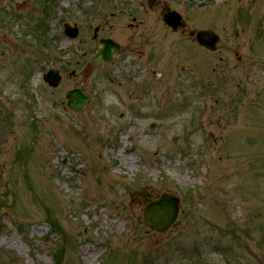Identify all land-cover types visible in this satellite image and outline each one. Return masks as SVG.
I'll return each mask as SVG.
<instances>
[{
  "label": "rangeland",
  "instance_id": "obj_1",
  "mask_svg": "<svg viewBox=\"0 0 264 264\" xmlns=\"http://www.w3.org/2000/svg\"><path fill=\"white\" fill-rule=\"evenodd\" d=\"M149 2L0 0V264H264V0ZM105 39L121 51L97 69Z\"/></svg>",
  "mask_w": 264,
  "mask_h": 264
},
{
  "label": "water",
  "instance_id": "obj_2",
  "mask_svg": "<svg viewBox=\"0 0 264 264\" xmlns=\"http://www.w3.org/2000/svg\"><path fill=\"white\" fill-rule=\"evenodd\" d=\"M154 1L150 2L152 6ZM169 11V9H168ZM181 16L176 13H169L165 17L166 23L177 30L179 27H185V24L181 23ZM65 35L69 38H76L78 36V30L71 28L65 24ZM192 36L195 33H191ZM196 40L200 46L205 47L210 51L216 50V44L219 41V37L210 31L200 32L196 35ZM120 47L110 40H103L101 42V48L97 49L96 56L92 59V63L96 67H101L104 64L111 63L114 56L119 53ZM46 83L51 88L59 87L62 77L59 71L50 70L45 76ZM68 106L76 114H80L84 111L85 107L90 102L88 94L81 90H73L67 94ZM180 200L173 196L165 194L158 201L150 203L144 212V218L146 225L153 231L158 233H164L170 229L179 214Z\"/></svg>",
  "mask_w": 264,
  "mask_h": 264
},
{
  "label": "trees",
  "instance_id": "obj_3",
  "mask_svg": "<svg viewBox=\"0 0 264 264\" xmlns=\"http://www.w3.org/2000/svg\"><path fill=\"white\" fill-rule=\"evenodd\" d=\"M54 228H55V232L58 233V236L59 237L62 236L64 238L63 231H59L56 226H54ZM64 243H65V241H64Z\"/></svg>",
  "mask_w": 264,
  "mask_h": 264
}]
</instances>
